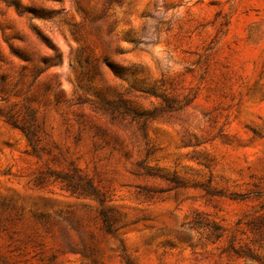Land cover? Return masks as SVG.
Here are the masks:
<instances>
[{
  "label": "rangeland",
  "instance_id": "obj_1",
  "mask_svg": "<svg viewBox=\"0 0 264 264\" xmlns=\"http://www.w3.org/2000/svg\"><path fill=\"white\" fill-rule=\"evenodd\" d=\"M0 264H264V0H0Z\"/></svg>",
  "mask_w": 264,
  "mask_h": 264
},
{
  "label": "trees",
  "instance_id": "obj_2",
  "mask_svg": "<svg viewBox=\"0 0 264 264\" xmlns=\"http://www.w3.org/2000/svg\"><path fill=\"white\" fill-rule=\"evenodd\" d=\"M11 123H12L14 126L17 127V125H16L14 122L11 121ZM20 129L22 130V132H23V134L25 135V137L27 138V140H28L29 142H32V133L30 132V130H29L28 128H26V127H20ZM69 178H70V177H69ZM81 185H83V188H82L83 190H86V191L90 190V192L94 193V189H93L91 183L86 182V183H81ZM105 220H106V219H105ZM105 222H106V226H107V228L110 229V227H111L110 223H109L107 220H106Z\"/></svg>",
  "mask_w": 264,
  "mask_h": 264
}]
</instances>
